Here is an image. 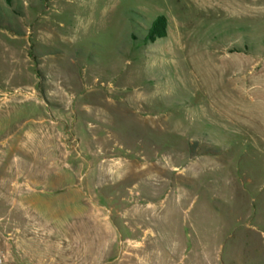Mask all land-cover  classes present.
Returning <instances> with one entry per match:
<instances>
[{
    "label": "rangeland",
    "instance_id": "374dc122",
    "mask_svg": "<svg viewBox=\"0 0 264 264\" xmlns=\"http://www.w3.org/2000/svg\"><path fill=\"white\" fill-rule=\"evenodd\" d=\"M0 250L264 264V0H0Z\"/></svg>",
    "mask_w": 264,
    "mask_h": 264
},
{
    "label": "trees",
    "instance_id": "16d2710c",
    "mask_svg": "<svg viewBox=\"0 0 264 264\" xmlns=\"http://www.w3.org/2000/svg\"><path fill=\"white\" fill-rule=\"evenodd\" d=\"M166 19L163 16H158L150 25L145 42L154 43L157 39H162L166 36Z\"/></svg>",
    "mask_w": 264,
    "mask_h": 264
},
{
    "label": "built area",
    "instance_id": "2783aa9c",
    "mask_svg": "<svg viewBox=\"0 0 264 264\" xmlns=\"http://www.w3.org/2000/svg\"><path fill=\"white\" fill-rule=\"evenodd\" d=\"M0 264H13L7 254L0 250Z\"/></svg>",
    "mask_w": 264,
    "mask_h": 264
}]
</instances>
